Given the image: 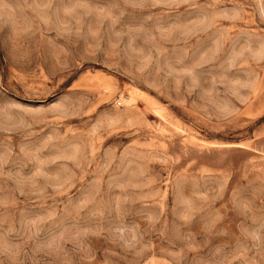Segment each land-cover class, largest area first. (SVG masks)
I'll return each mask as SVG.
<instances>
[{
  "label": "rangeland",
  "instance_id": "rangeland-1",
  "mask_svg": "<svg viewBox=\"0 0 264 264\" xmlns=\"http://www.w3.org/2000/svg\"><path fill=\"white\" fill-rule=\"evenodd\" d=\"M0 264H264V0H0Z\"/></svg>",
  "mask_w": 264,
  "mask_h": 264
},
{
  "label": "built area",
  "instance_id": "built-area-1",
  "mask_svg": "<svg viewBox=\"0 0 264 264\" xmlns=\"http://www.w3.org/2000/svg\"><path fill=\"white\" fill-rule=\"evenodd\" d=\"M118 104L121 105V102H119Z\"/></svg>",
  "mask_w": 264,
  "mask_h": 264
}]
</instances>
